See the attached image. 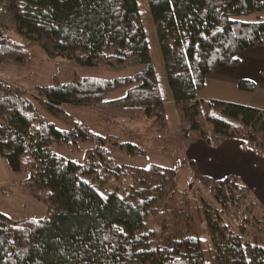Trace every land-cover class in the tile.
Returning a JSON list of instances; mask_svg holds the SVG:
<instances>
[{
    "label": "trees",
    "instance_id": "obj_1",
    "mask_svg": "<svg viewBox=\"0 0 264 264\" xmlns=\"http://www.w3.org/2000/svg\"><path fill=\"white\" fill-rule=\"evenodd\" d=\"M148 2L183 140L213 146L237 140L264 157L263 110L197 96L211 73L238 65L244 51L264 47V21L243 19L264 13V0ZM34 46L50 59L133 74L75 76L66 84L54 79L31 93L0 79V155L15 172L28 174L21 189L48 206L43 219L14 222L0 213V264H207L193 215L182 209L177 171L120 165L110 147L130 157L148 152L100 135L66 110L144 119L158 133H171L138 1L0 0V65L26 64ZM238 87L256 90L249 81ZM123 89L124 96L111 97ZM82 143L91 145L82 163L59 152L77 154ZM192 167L215 200L204 202L202 211L216 264H264V218L255 215L259 204L251 190L236 176L214 180ZM128 177L123 192L101 195L113 178Z\"/></svg>",
    "mask_w": 264,
    "mask_h": 264
},
{
    "label": "rangeland",
    "instance_id": "obj_2",
    "mask_svg": "<svg viewBox=\"0 0 264 264\" xmlns=\"http://www.w3.org/2000/svg\"><path fill=\"white\" fill-rule=\"evenodd\" d=\"M137 1L142 15L143 27L148 39L154 67L167 101L166 108L171 125V133L169 135H176L171 138L168 152L165 151L167 148L163 152H159L160 150L155 148L146 149L139 146L140 148L146 150L148 155L130 157L116 148L110 147V150L120 165H124L129 168L146 169L153 164H157L177 171L178 176L176 189L179 193H181V200L185 201L184 205H182V209L189 210L193 215L195 220V231L201 239L207 264H216L212 243L206 231L202 211V205L204 202L215 204V200L208 189L201 186L200 182L195 179V172L192 167V164L195 162L190 159L189 146L177 130L178 116L174 108L173 101L171 100L164 59L156 34V27L150 11L149 2L148 0ZM243 19L248 23L264 21V13L254 14ZM12 36L17 41H24L22 36L18 34H12ZM29 51L32 56L24 65H18L13 62L1 64L0 79L11 82L30 93L35 92L37 88L52 85L54 83V79H58L59 82L66 84L71 82L75 76L98 79H115L118 77H128L133 74V71L130 69L112 70L106 68L98 69L92 67H81L62 58L50 59L47 57L45 51L41 47L37 46L30 47ZM224 86L225 85L223 84H209L206 92H201L199 94L200 96H207L212 99H219L240 104L250 102L251 97L248 95L245 96L246 93L243 92L244 95L242 96L245 97H241V95L232 92L228 89V87ZM125 92L126 91L123 89L120 92L118 91L117 93L112 94L111 97H122ZM72 108L80 110L85 109L83 107ZM51 120L58 128H67L63 122L53 118ZM77 120L80 121L79 119ZM83 123L86 124L85 122ZM86 125L89 126L88 124ZM96 132L103 136H111L99 131ZM176 136H178V138H176ZM90 147V144L82 143L80 145L81 151L77 154L70 153L66 148H62L61 150L59 149V152L71 160L82 163L85 150ZM27 178L28 174L26 172H15L10 166L9 161L0 155V213L6 215L14 222H20L24 219H43L48 217V206L37 200L34 196L24 192L19 186L20 182ZM129 183L130 177L122 179L113 178L110 182L101 187L100 193L102 196H107L109 193L116 191L117 189H119L120 192H123ZM256 195L257 194L253 192L251 196L252 200L259 204L255 215L258 218H264V196H261L260 194L259 196ZM186 202L188 203L186 204Z\"/></svg>",
    "mask_w": 264,
    "mask_h": 264
},
{
    "label": "crops",
    "instance_id": "obj_3",
    "mask_svg": "<svg viewBox=\"0 0 264 264\" xmlns=\"http://www.w3.org/2000/svg\"><path fill=\"white\" fill-rule=\"evenodd\" d=\"M239 59L238 65L211 73L207 77L205 89L199 93H205L209 84H223L224 87H228L241 97L250 96L252 101L240 104L200 96L199 93L197 96L206 101L233 103L264 111V47L244 51L239 55ZM241 81L255 83V92L240 90L238 84ZM243 92L246 93L245 96H242ZM66 110L96 131L118 137L146 149L155 148L160 150L159 152L168 148L171 138L176 135L160 134L151 122L143 119L131 120L125 117H111L90 108L80 110L67 106ZM188 146L190 159L195 162V169L199 174L209 176L214 180H220L230 175L236 176L252 193L264 196V157L255 152L244 150L242 144L237 140H227L219 146L197 141L189 143Z\"/></svg>",
    "mask_w": 264,
    "mask_h": 264
},
{
    "label": "snow or ice",
    "instance_id": "obj_4",
    "mask_svg": "<svg viewBox=\"0 0 264 264\" xmlns=\"http://www.w3.org/2000/svg\"><path fill=\"white\" fill-rule=\"evenodd\" d=\"M105 239H107V237H105Z\"/></svg>",
    "mask_w": 264,
    "mask_h": 264
}]
</instances>
